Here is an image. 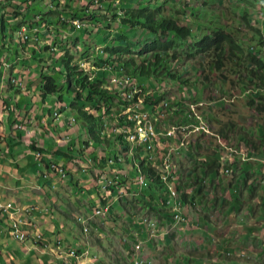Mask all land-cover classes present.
I'll use <instances>...</instances> for the list:
<instances>
[{
  "label": "rangeland",
  "instance_id": "rangeland-1",
  "mask_svg": "<svg viewBox=\"0 0 264 264\" xmlns=\"http://www.w3.org/2000/svg\"><path fill=\"white\" fill-rule=\"evenodd\" d=\"M5 1L6 0H0V60L2 62L7 60L9 64L12 65L11 68H8V70L5 71V82H8L11 70L14 71L15 78H19L20 76H22L25 77L26 80L30 79L32 75L34 76V79L39 78V81L42 78V75H53L58 80L59 87L61 89L59 95L61 94L63 97L65 109H68V106L70 105V100L72 98L70 96V93L72 95L74 93L73 91H69L65 67H63L60 62L55 61L57 56L61 54L62 51L58 53L37 52V58H42L43 60L47 61V63L41 62L38 59L34 58L32 49L33 46L25 47L27 48V52H24L23 49L20 48V39L18 37V27L23 26V19L26 21V23L31 19L40 22L37 18H35V15L37 17L39 15H44L45 19L50 22V25L53 28L51 30L54 33L55 37H57V39L65 38L64 42L65 44H67V46L69 45L68 48L70 54H72L77 61H79V59L82 57L81 59H85L87 63L91 64L94 70H98V67L95 65L97 47H102L104 49L107 45L113 47L119 44L130 42L132 46V53H128L129 55H127L126 58L135 57L136 61H139L140 58L147 57L148 60H150V58L152 57V53L147 50V46L157 39L163 37V34H157L153 30H147L140 26H135V28H131L129 25L123 28L121 27L119 21L120 18L124 15L122 11L124 9L122 8H126L130 3H135V5H137L139 0H100L99 4H103L102 7L94 5V7L98 6L100 9H109L108 7H110L111 5L112 11H114V9L116 8L119 12H121V15H119L117 21L115 22L112 21V14L108 15L110 20L106 21H111V26L108 29H106V21L100 18H105L102 15V10L93 9L94 7L92 8L93 12L98 11L97 15H99L97 17L98 21L93 20L95 24L94 27H92L89 23V21L91 20L89 16H84L80 11V9L82 8L89 7L92 3L91 0H29L32 2V4H30V7L26 5L27 8L23 10V15H16V18L12 12L13 9H15L14 6H16V4H20L19 0H12L10 2V6L8 8L6 7L7 9L2 5V3L6 4ZM143 1L145 5L149 7L151 6L153 9H156L158 7V15H164L166 17L168 16L173 18L176 17L178 18L180 24L190 25L193 29V37L189 38L188 42L193 41V39L198 40L202 36L209 33L211 34L219 27H221V30L230 32L236 42L241 44L243 54L240 52H238L237 54L239 56H244L239 58L238 56L234 55L227 60L225 59L226 65L222 69L211 67V62L215 60V54L213 51H208L204 55H194L195 57L185 56V58L187 59H183L180 61L167 60L163 62V68H166L167 70L180 75L182 78H189L191 81V85H185L176 80H171L168 78L163 79L162 77L154 75H152L151 78H148L147 76H140L138 75V73L135 74L133 78H138L140 86L142 84L145 87L148 85V88L145 89L158 91L164 88L163 91L161 90V93H164L166 95L165 100L170 102L169 107L165 109L162 105H159L157 112L153 110L154 108L152 105L148 104L144 105V109H147V111L156 115H161L162 113L164 115L169 114L167 122H169V119L174 122V120H176V117H178V119H187V111H185L187 108H185L184 106H180V104L187 103L192 98V96L196 97L197 99L216 101L211 107H207V119L212 128V131L216 134H220L222 137V141L224 142L228 141L226 139L229 138L230 141L228 142V145H231L234 148L237 147V145L235 144H238L240 142H253L255 150H252L251 153H246L247 156H245V159L242 154H237V156H239L240 158V163L256 165L257 162H260L261 159H264V153L261 152V149L264 147V112L258 113L254 110L252 105H250V101L258 99L259 94L256 92V89H254L255 87H258V85H254V88H252L253 85H249L250 82H253L254 80L251 75V70L252 68H254V65L250 62L248 57L250 51L256 52L259 56L264 57V45L259 51V41H252V37L257 39L260 38V33H258L257 31L258 28L261 32V35L264 36V0ZM20 2L22 3V6L25 7V3L23 4L24 0H20ZM60 2H62L64 5H61ZM66 5H68L70 8H67ZM83 5H86V7H82ZM3 12L5 27H3L2 22ZM245 12L248 13L246 18L243 17ZM74 15H77L79 19L81 18L83 21L87 22V25L80 29H77L71 28L69 26H65L64 28L60 23H57L56 18L59 19V17H62L64 19L71 20ZM121 32H124V35L127 36L126 41L119 42L118 40H116ZM158 33H160V31ZM186 43L180 44L179 48L181 49L178 50H183V48L185 49L187 45ZM3 46L6 47L4 48ZM77 46H79V49H77ZM9 47L11 48L9 49ZM87 50H89V53H95L94 59L87 58L88 56L83 57V53ZM111 76L112 75H110V77ZM2 77H4V75ZM73 82H75V80H73ZM39 85L40 84H38L37 87H39ZM37 87L35 88V93L33 94V92H31L29 97H27V101H29V103L32 105V109H35V112L39 114L42 113L43 115L47 116L49 111H58L61 113L62 117L63 115H67L68 117L72 116L76 118L75 127H72L68 131L72 138L69 141H66L67 145L72 146L77 143L78 145L76 147H79V145H81L80 147H84V143L81 144V142L85 140L91 145L90 148L84 149L85 153L89 154L91 157H101L103 164H106L108 160H114L115 157H117L114 164L115 167L119 170L117 173H119L121 177L127 176L129 180H134L136 182L139 180V176L141 175V171L139 170L140 162L141 160L145 159L147 154L146 152L142 151L140 152V155L143 157L139 158V156L137 155V151L131 149L132 144L125 143L124 146H122L119 143L115 142L114 133L110 132V127L113 125V122L110 121V116L111 114L116 115L119 112L118 107L114 110L112 108L107 111V115L103 118L105 122H108L105 126V129L93 127L96 133H102V139L100 141H97L89 133L90 125L85 122V120L81 117V115L78 114L77 111L69 110V108L67 112H63L62 115L61 109L63 106H61V103H58L57 96H48L44 101L39 96V88ZM217 90L224 92V95H226L228 99V101H226V104H222L221 102H219L221 95L220 93L217 94ZM81 91L84 94L86 93L85 89H82ZM158 92L160 93V91ZM190 92L192 95L190 94ZM10 93L13 97L16 96L15 89L10 90ZM33 96L35 97L33 98ZM115 101L117 102V99H115ZM175 105H177L178 108L182 107V114H179L178 109L174 107ZM59 123H61V121L59 120H55L54 122H52L54 126L58 125L62 129L63 125L61 123L60 126ZM234 129H236L237 133L241 134L243 138H246L245 141L242 137L241 139L237 138V133L236 131L234 132ZM222 132L224 134H221ZM62 134H65V132ZM44 135L45 134H43V136ZM106 135L109 136V139L105 138ZM201 135L195 134L193 136H198L199 139L202 140ZM223 135L226 138H224ZM168 139H172L174 143H177V145L179 143L178 140H174L173 138ZM168 139L167 143H169ZM52 140H54V142L58 144V137L55 134L53 135ZM51 141L50 139L49 141L47 140L49 144ZM204 144V150L212 155H215L218 152L221 154L224 153L225 155L229 152L227 149L224 151L223 145L220 144V141L216 136L207 137V139L204 140ZM187 147L188 144L181 147L182 157L187 154L186 149L192 151V153L194 154L193 149ZM178 148L175 149L173 153L174 160L177 162L178 160L176 159V157L178 158L180 153L178 151ZM201 150L202 149L199 146L198 148H196V151L198 153ZM244 152L247 151L244 149ZM232 154H236V151L234 150ZM199 157L205 156L197 155V159L192 160V165L190 168L193 169V173L191 174V176L189 175L192 180L194 179L200 181L201 178L205 179V176L207 175L205 169H203V164L205 163V161H202V159H199ZM248 158L250 159L248 160ZM59 159L61 160L63 159V157L60 156ZM205 160H207V156L205 157ZM240 163L237 162L239 166L236 167L235 174L238 178L235 177L236 180H234V182H230L228 179V177L234 179L232 170L230 173H226L228 176L226 174H221V179L219 181L224 182L225 180H227L229 181L228 186L230 184L233 185L232 190L236 189L238 191L237 193H234L232 191V194L236 196V201L237 199H240V194L243 195L242 197H245V202L247 204L246 206L253 208L252 213L247 212L245 214H248L250 215V217H252L255 213V207H253L252 205V203H254L255 195L258 194L260 200L264 198V177H262V175L260 174L258 176L255 175V172L251 174L248 167H245L247 168V170H245L241 174H238ZM111 168L112 166H110V169ZM77 173L74 174L75 184L78 183L77 185H79V187H88V185H86V181L90 176L87 173ZM210 175L207 177H211V179H214L213 175ZM69 179H71V177H68L67 180ZM248 181L254 183V185H252V189H248ZM177 183L180 184V187L182 188V184L180 181H172V184L175 188H177ZM136 185L139 189H137L139 194L142 196L143 202L148 200L152 201L154 204L161 205V200L168 198V186L166 187V185L161 184V182L158 180L152 181L146 175H144V183L142 185ZM184 190H181V192H184ZM132 191H134V189ZM60 193L64 201L68 203L70 201L74 205L77 203V198L83 199V197L75 190L71 191V193L68 192L67 197H65V189L62 187L60 189ZM114 196H116V192L115 194H113V197ZM118 196L119 195H117V197ZM194 198V202L197 204V207L203 205L204 200L198 193H195V197L189 194L186 207L185 205H182V212L186 213V208L191 205L190 203ZM212 201L213 202L211 203V205H209V208L207 210L204 209L205 213H208L209 209L214 208L213 206L216 204V200ZM236 203L237 205L235 206L237 207V209L241 204V207L244 206L243 201L241 203ZM262 203V206H259L258 213L259 216L263 217L264 219V201H262ZM125 206L127 207L128 212L131 213L134 218L135 215H142L138 204L135 208V197L133 196V194L130 195V199L127 200V202L118 200L114 207H112V211H115L117 214L122 215L124 218L127 212ZM57 207H59V204H57ZM244 208L242 207V209ZM62 209L68 214H71L72 212L70 210V207L66 204H64V207ZM156 212V207H154L153 214L157 215ZM51 214H53L57 220L64 223V226L60 227L54 233V235L56 237H58V235H63V237L68 239L71 243L75 244L74 249L76 250H88V264H135V257L129 251L127 252L126 245L119 243V239L121 238L119 232H121L124 227H127L125 225L126 223L124 224L123 222L118 220V227L113 228L112 230L110 229L114 225L110 227L109 225H107V228H109V232L107 234H99L97 230L91 231V233L88 234L91 239L87 241L85 240L82 231V225L78 223L77 220H74L73 216L70 219L60 216L58 210H56L55 208L53 209ZM144 215L148 216L149 214L147 213ZM117 218L118 216L115 215V213H110V215L106 217V220L115 223V221L117 222ZM124 220L126 221L125 218ZM200 221L201 226H210V221L207 218L203 217V219ZM238 223H240V221H238ZM6 230L7 231L0 238V241H2L3 239V241H5V245L8 247V250L17 255L15 264L48 263L47 254H42L36 248H30L28 250L27 245H24V243H22L20 240H17L11 233H8V230L12 232L13 229H8V227H6ZM209 230H212V227ZM191 232L192 233L188 235L190 239H193V237H195L194 239H198L201 236L205 240H210L213 244L215 243L214 240L212 241V238L210 237L211 232L209 233V231H206L205 229H203V227L200 228V230L197 227H193L191 228ZM42 233L44 234V232ZM140 243L141 242H138L136 246H134V251L135 248L138 250V252H136L137 250L134 252V255L140 258H149L141 254L142 245ZM246 246L249 247V245ZM137 247H139L140 249H138ZM242 248H244V246ZM242 248H238L239 251L237 250L235 252L236 254L233 258L226 259V263L264 264V253H261V256L257 255V252L260 249L258 245L256 247L252 245V252L247 253H245ZM224 254V252H221L219 254L215 252L214 255L210 256V259L212 257L221 259ZM8 255L9 254L7 253L3 257L0 256V264H11L6 259ZM26 256L28 257L24 260ZM211 262H214L213 259H211L210 261H202L203 264H212ZM187 263L182 262V264Z\"/></svg>",
  "mask_w": 264,
  "mask_h": 264
},
{
  "label": "crops",
  "instance_id": "crops-1",
  "mask_svg": "<svg viewBox=\"0 0 264 264\" xmlns=\"http://www.w3.org/2000/svg\"><path fill=\"white\" fill-rule=\"evenodd\" d=\"M42 24L38 25H41L40 37L43 39L47 30L42 28ZM45 40H47V36ZM62 41L63 39L58 38L52 44L56 43L58 45ZM19 45L24 52H27V48H23L21 43ZM28 45L32 46V44ZM3 47L5 48L6 46ZM11 67L12 65L7 60L4 62L0 60V204L11 203L12 205L10 208L12 214L4 213L0 209V238L7 231L6 227L8 229L11 228L12 215H14L23 221L21 226L26 231L31 234L35 232L41 233L43 236L40 241H35L32 238L21 241L24 245H27V249L36 248L42 254H47V264H63V258L57 254V245L60 242L62 243V248L66 249L67 247L75 248V244L63 237V235H58V237L54 235L60 227L64 226V223L51 214L53 209L58 210L60 216L67 219L73 216L74 220L78 221V218L90 217L101 201L112 205V207L118 200L127 202L131 194L126 198V194H122L118 188L113 187L111 191L104 188L103 179L109 178L121 181L122 190L126 188L133 190L135 188V208L138 204L142 215H135L134 218L125 206L127 211L124 216L125 221L123 216L112 211L111 207L110 213H115L118 216L117 222L113 223L112 221H107L106 218L96 217L90 221V233L97 230L99 234H107L109 232L107 225L109 227L114 225L110 229L112 230L118 227L117 223L119 221L126 223L127 227H124L119 232L121 236L119 243L126 245L127 252L132 253V242L137 243L140 241L143 243L142 254L152 258L153 264H176L177 261H181V263L188 262L187 264H203L202 261H210L211 259L214 261L211 262L212 264H227L226 259L233 258L236 254L235 252L239 251L238 248L244 246L242 249L245 253L252 252V245L255 247L259 246L258 256L264 253V219L258 213L259 206H262L264 198L260 200L259 195H255L254 203H252L253 207H255V213L250 217V215L245 213H252L253 208L246 206L245 197H242V194H240V199L236 201V196L232 194V191L234 193L238 191L236 189L232 190V184L228 186L229 181L234 182L236 180L235 177H237L235 169L239 166L237 162L240 163V158L237 154L231 157L229 160L230 166L228 167L233 171L234 179L228 177L229 181L220 182L221 174H225L222 166L218 165V163L220 164L218 159L221 153L218 152L212 155L204 150V140L207 139V136L201 135L202 140L198 136H193L187 140L186 145L188 144V147L193 149L194 154L186 149L187 154L182 157V148L178 149L180 153L178 158L176 157L178 160V162L176 161L177 176L180 180L182 179L181 184L184 186L186 193L194 197L195 193H198L203 198L204 203L202 206L197 207L194 198L190 203L191 205L186 208V213L182 212L185 220L175 223L166 208L161 209L160 206L152 201L146 200L143 202L137 185L134 184L133 180L123 179L117 173L119 170L114 164L111 165L109 161L103 164L101 157H91L85 153L84 149L91 147L87 141L83 140L81 142V144L84 143V147H80L81 145L76 147L77 143L72 146L67 145L66 141L72 138L68 131L76 125V121L70 125L72 116L63 115V112H67L68 109H65V105H61L63 106L61 109L63 117L60 112L58 116L55 115V112L58 111H49L47 116L35 112V109H32V105L27 101V97H29L31 92L35 93V88L40 84L41 79L40 81L39 78L34 79L32 75L30 79L26 80L25 77L20 76L16 78L24 82V86L20 87L18 84L11 82V79L15 78L14 71L11 70L10 78L8 82H5V71ZM3 75L4 77H2ZM13 89L16 91L15 97L10 93V90ZM55 120L61 121L62 129L58 125L54 126L52 124ZM61 123H59L60 126ZM64 132L65 134H62ZM43 134L45 135L43 136ZM54 134L58 137V144L52 140ZM236 135L238 139L243 138L241 134L237 133ZM49 139L50 141L52 140L50 144L47 142ZM226 140H228L225 141L228 144L230 139ZM168 141L169 144H174L172 139H168ZM235 145H237L235 148L243 149L244 143L240 142ZM198 146L202 149L199 153L196 151ZM37 151L42 153L41 157H37ZM197 155L207 156V160H205V157H199V159L205 161L203 169H205L207 175L205 179L201 178L196 183L190 177L193 173V169L190 167L192 160L197 159ZM60 156L63 159L60 160ZM245 164L240 163L238 174L247 170L245 167H248L251 174L255 172V175L258 176L260 174L264 177V159H261L256 165ZM110 166H112L111 169ZM77 172L81 174L87 173L90 176L86 181L88 187H79L78 183L75 184L74 174ZM210 174L213 175L214 179L207 177ZM68 177H71V179L67 180ZM247 184L248 189H252L254 183L248 181ZM62 187L65 189V197H67L68 192L71 193V191L75 190L83 199L77 198L75 205L70 201L69 203L64 201L60 193ZM115 192L116 196L113 197ZM117 195L119 196L117 197ZM212 200H216L214 208L209 209L208 213H205L204 209L207 210L209 208V205L213 202ZM242 201L244 203L242 207L246 208L242 209L241 204L237 209L235 206L237 205L236 202L241 203ZM187 202L188 199L184 200L183 206L185 205L186 207ZM57 204H59V207H57ZM64 204L70 207L71 214L62 209ZM154 207H156L157 215L153 214ZM147 213L149 217L159 221L156 236L150 233L146 224L141 223V216H145L144 214ZM203 217L210 221V226H201L200 220ZM193 227H197L199 230L203 227L209 233L211 232L210 237L215 243L213 244L210 240H205L201 236L198 239H194L195 237L190 239L188 235L192 233L191 228ZM211 227L212 230H209ZM8 233H11L10 230H8ZM89 239H91L90 236ZM246 245H249V247ZM215 252L217 254L224 252L225 254L221 259H217V257L210 259V256L214 255ZM7 253L9 254L6 258L7 261L15 264L17 255L8 250L5 241L2 239L0 241V256L3 257ZM88 260L86 258L84 263L88 264ZM81 262L74 260L73 264H82Z\"/></svg>",
  "mask_w": 264,
  "mask_h": 264
},
{
  "label": "trees",
  "instance_id": "trees-1",
  "mask_svg": "<svg viewBox=\"0 0 264 264\" xmlns=\"http://www.w3.org/2000/svg\"><path fill=\"white\" fill-rule=\"evenodd\" d=\"M12 0H6V4L2 3L4 8H8L10 6V2ZM152 1V0H151ZM92 2V3H91ZM91 4L89 7L83 5L80 11L85 16H89L91 19L89 21L90 24L94 25L93 20H97V12H93V9L102 10V15L105 17H100L102 20H110L108 17L109 14H112V21H117L121 12H119L116 8L114 11L111 10V5L108 7L109 9H100L98 6L94 7V0H91ZM16 4L15 9H13V15L16 18V15H23V10L30 7L32 4L29 0H24L23 4L25 3V7L22 6V3ZM61 5H64L60 2ZM1 5V4H0ZM68 8L69 6L66 5ZM94 7V8H93ZM6 8V9H7ZM70 8V7H69ZM93 8V9H92ZM124 10V15L120 18L119 23L121 27H125L129 25L131 28H135V26H140L147 30H153L157 34H163L160 39L152 42L150 45L147 46V50L152 53V57L148 60L147 57L140 58L139 61H136L135 57L126 58L128 53H132L131 51V43L127 42L124 44H119L116 46H109L107 45L104 49L102 54H97L95 58V65L98 67V70H94L92 65L88 66L89 70H84L79 65V61L75 59V57L70 54L69 48L67 44H65L63 39L62 42L58 43V45L52 44L57 37H55L54 33L51 29L52 26L50 22L45 19L44 15H39L38 17L35 15V18L38 19L37 22L35 20H29L27 23L23 19V25L26 27V34L28 38H20V43L23 48L29 46L28 44H32L33 55L34 58H37V52H50V53H58L62 51L56 58V62H60L63 67H65V73L67 76V82L69 85V91H73V95L70 93L72 97L70 100V105L68 106L69 110L77 111L79 115L85 120L87 124H89V133L95 140L100 141L102 133H96L93 127L105 129V126L108 122L104 121V117L107 115V111L115 108H120V104L124 102L125 105L126 101L124 100L121 102L119 100V94L116 89L111 88L108 84V78L111 75L112 71H107L103 67L111 66L113 70L116 68H122L123 70L132 72L133 74H137L140 76H147L148 78L154 76L168 78L171 80L179 81L185 85H191V81L189 78L185 77L182 78L180 75H177L166 68H163V62L165 61H180L187 57H195L194 55H204L208 51H213L215 54V60L211 62V67H215L218 69H222L225 67V59H229L231 57L239 56L237 53L240 52L243 54V49L241 44L237 43L234 39L233 35L230 32H225L221 30L219 27L213 33L206 34L199 38L198 40L189 41V38L193 37V29L190 25L180 24L178 18L176 17H166L164 15H158L157 11L159 8L153 9L151 6H147L144 4L143 0H139L138 4L130 3L129 6L126 8H122ZM161 9V7H160ZM92 11V12H91ZM5 12V11H4ZM4 12L2 13V22L4 26ZM247 12L244 13V18L247 17ZM55 18V17H54ZM78 18L77 15H74L72 19ZM57 23H60L62 27L69 26L74 28V25L70 22L71 20L64 19L62 17L56 18ZM81 19V18H80ZM98 21V20H97ZM101 22V21H100ZM42 24V28L46 29V33L44 34V38L40 37V27ZM21 25V23H20ZM19 26V23H18ZM111 21H106V29L110 28ZM94 27V26H92ZM19 28V27H18ZM160 31V33H158ZM258 33H260V38H253L252 41H259V51L264 45V37L261 35L259 28L257 29ZM47 36V40L45 37ZM127 36L124 35V32H121L118 38L119 42L126 41ZM187 42V43H186ZM186 43V48L183 50L179 48L180 44ZM59 49V50H58ZM89 50L83 53V57L88 56L87 58H93L95 53H89ZM194 52V53H193ZM141 53V52H140ZM143 53V51H142ZM248 59L254 65V68L251 70V75L253 77V82H250V86L254 88V85H258L259 87L264 88V57L259 56L256 52L249 53ZM41 62L47 63V61L43 60L42 58L38 59ZM94 74L91 77V75ZM75 80V82H73ZM136 88V93L140 92L138 85L134 86ZM147 88V87H145ZM85 89L86 93L84 94L81 90ZM61 89L59 87L58 80L53 75H42L40 86H39V96L42 100L45 101V98L48 96H57L58 103L65 105L63 103V97L59 93ZM164 93H157L152 92L149 95H145V104L148 105H156L160 103V101L165 97ZM117 99V102L115 101ZM123 104V105H124ZM250 105L254 108L255 111L264 112V90L259 94L258 101L255 100L250 101ZM117 111V110H116ZM115 111V112H116ZM121 113L118 112L116 115H111L110 121L113 122V125H123L126 123L125 117L120 115ZM109 117V116H108ZM115 117V118H114ZM113 126L110 127V132L114 130ZM223 133V132H222ZM224 134V133H223ZM116 137V135H115ZM106 139H109V136H105ZM122 142V138H119ZM246 138H243L245 141ZM109 141V140H107ZM128 141V140H127ZM117 143V140L115 139ZM129 142V141H128ZM89 143V142H87ZM253 146V142H246L245 141V148L248 151L255 150ZM261 152L264 153V147L261 149ZM117 158V157H115ZM219 165V163H218ZM140 167L146 174L148 178L152 181H162L160 180L159 174V167H156L150 162H145V160H141ZM197 183L198 180H195ZM177 188L180 189L179 185L177 184ZM182 198L184 200L188 199V195L186 193H182ZM227 255V254H226ZM176 264H182L181 261H177ZM238 264V263H237Z\"/></svg>",
  "mask_w": 264,
  "mask_h": 264
},
{
  "label": "bare ground",
  "instance_id": "bare-ground-1",
  "mask_svg": "<svg viewBox=\"0 0 264 264\" xmlns=\"http://www.w3.org/2000/svg\"><path fill=\"white\" fill-rule=\"evenodd\" d=\"M73 25L74 28L80 29L84 27L86 24L84 21L80 19H74L70 21ZM26 29H21L18 31V34L24 38H28L26 34ZM102 52V49H99ZM80 66L84 70H89L88 69V63L85 61H82L80 63ZM93 67V66H92ZM107 71H112L111 66H105L103 67ZM122 70V68L116 69V71ZM124 77L117 78L118 73H113V75L109 78V82L111 85L116 90H121V96L122 97H130V89L129 87H123V85H132V93L135 97H143V87L144 85L142 84L140 86L139 80L137 78H133L132 75L126 73L125 71L122 72ZM94 74H92L93 76ZM92 78V77H90ZM12 82L17 83L18 81L13 78ZM138 85L140 92L136 93V88L134 89V86ZM23 86V85H19ZM150 92H145L144 90V97L146 94H149ZM127 105H123V108H132L133 106L137 105V98H127L126 100ZM164 106H168L169 103L167 101L162 102ZM145 103L142 105L143 108L141 110H132V118L133 119H139V121H133L129 123V126L126 129H121V130H114L115 132L119 133L122 138L128 143L132 144V148L135 151L138 152H146L147 160L152 161L153 159V154H155V145H156V138H155V130H147L145 132V141H144V148L142 144V137L141 136H136L139 133L140 129V122H147L151 118V112L147 111V109H144ZM207 103L205 102V106ZM189 106V113L187 115V119H183L180 122H178L179 125H186L190 127H198V134H204V135H213L212 128L208 122V119L206 117V112H199L198 110V103L196 101H192L188 104ZM154 109L158 108L157 105L153 106ZM153 109V110H154ZM123 116L125 117V120L130 119V112H122ZM55 115L58 116L59 112H55ZM164 115V114H163ZM76 120L75 118H72L70 121V125L74 123ZM168 138H174L175 139V134L174 133H161L158 136V145H167V150H175L177 149V143H167ZM129 142H128V141ZM150 150V151H149ZM152 154V155H151ZM151 155V156H150ZM156 156H159V165H160V178L163 182L164 185H166L167 190H168V198H165L163 200L164 204L168 207L172 208V211L175 208V214L173 215V218L175 221H181L183 219V216L180 212V206H181V199H180V193L177 190V188L174 187L172 184V181L177 180L176 173H177V165L176 162L173 158V154L167 155L164 154V147H156ZM112 162V160H111ZM226 172H230L229 169H225ZM139 182L140 184L144 183V176L143 173L141 172V175L139 176ZM170 186H172V193L170 191ZM104 187H115L120 190L122 194H126L122 188H121V183L118 180H110L106 179V182L104 184ZM121 194V195H122ZM177 201V202H176ZM0 207L3 208L4 210V205L0 204ZM110 211V206L106 205L100 208H97L95 210V215L99 216H106L105 213H108ZM16 218V217H15ZM144 222L148 223V226L152 228V226L156 225V222L150 221L148 218H143ZM12 229H13V235L19 239V240H25L28 236V233H22V238L20 239V231H21V223L19 220H14L12 224ZM84 231L87 232L88 228L85 227ZM155 232V231H152ZM142 245V243H140ZM136 246V245H135ZM58 247H62L61 243L59 242ZM140 249L139 247H137ZM137 249L135 248V251ZM134 248H133V255H134ZM138 252V250L136 251ZM71 254V248H67L63 250V255H60L64 259V264H73L74 260H77V262H81L82 264L85 261V259L81 258V256H73V259H67L66 255ZM88 250L87 251H82L83 257H87ZM59 255V254H58ZM135 264H153V259L151 258H140L138 256H135Z\"/></svg>",
  "mask_w": 264,
  "mask_h": 264
},
{
  "label": "clouds",
  "instance_id": "clouds-1",
  "mask_svg": "<svg viewBox=\"0 0 264 264\" xmlns=\"http://www.w3.org/2000/svg\"><path fill=\"white\" fill-rule=\"evenodd\" d=\"M100 3V0H94V5H99L100 7H102L103 6V4H99ZM51 5H52V3H51ZM264 9V8H263ZM75 19H77V18H75ZM79 19V18H78ZM72 20H74V19H72ZM80 20H82V19H80ZM83 21V20H82ZM85 22V21H84ZM85 24L87 25V22H85ZM91 26H95V24L93 25V24H91ZM21 29H26V27L25 26H21V28H18V31L19 30H21ZM14 33H15V31H14ZM18 37H19V39L20 38H22L21 36H19V34H18ZM264 37V36H263ZM77 49H79V46H77ZM99 49H102V52H103V48L102 47H97V54H102V52H101V50H99ZM82 58V57H81ZM79 59V65H80V63L82 62V61H85V59ZM86 62V61H85ZM87 63V62H86ZM88 65L90 66L91 64H89L88 63ZM81 67V66H80ZM119 68V67H118ZM118 68H116V69H118ZM119 71L120 70H118V71H116V70H112V72H111V75H113V73H119ZM126 73H128V74H130V75H132L133 77H134V75L135 74H133V73H131V72H129V71H126V70H124ZM110 78V77H109ZM109 78H108V84L110 85V87L111 88H114L113 87V85H111L110 84V82H109ZM137 78V77H136ZM13 79V78H12ZM12 79H11V82H12ZM16 79V78H15ZM138 79V78H137ZM17 80V79H16ZM18 82L19 81H21L23 84H24V82L22 81V80H17ZM12 83H14V82H12ZM14 84H17V83H14ZM24 86V85H23ZM20 87H22V86H20ZM147 88H148V85L146 86ZM144 88V90H145V92H150L149 94H151L152 92L154 93V92H157V93H159L158 91H160V93H161V90L163 91L164 90V88H162L161 90H148V89H145V86L143 87ZM115 89V88H114ZM254 89H256V92L258 93V94H260L263 90H264V88H262V87H255ZM248 91H250V90H248ZM217 92V94H219L220 93V95H221V98H220V100H219V102H221L222 104H226V101H228V99H227V97H226V95H224V92H221L220 90H217L216 91ZM119 94V93H118ZM149 94H146V95H149ZM190 94H191V92H190ZM192 95V94H191ZM120 97H121V95L119 94V100L121 101V102H123L121 99H120ZM259 97V96H258ZM168 99V98H167ZM163 101H167V100H165V97L160 101V103H158V104H156L157 106H159V105H162L163 107H164V109L165 108H168L169 107V105L168 106H164V104L162 103ZM192 101H204V102H206L207 103V105L204 107V109H203V111L205 110V112H206V117L208 116V112H207V107L208 106H212L213 105V103L214 102H216V101H207V100H203V99H197L196 97H193L192 96V98L187 102V103H183V104H180V106H184L185 108H187L185 111H187V115H188V111H189V106H188V104L190 103V102H192ZM256 102L258 101V99H256L255 100ZM169 104H170V102L169 101H167ZM123 104H124V102L123 103H121L120 104V108H118V110H119V112L121 113L120 115H123L122 114V111H123ZM146 105V104H145ZM152 106H154V105H152ZM176 109H178V111H179V114H182V107L180 108H178L177 107V105H175L174 106ZM111 115H113L114 116V114H111ZM117 116V115H116ZM167 117V118H166ZM168 117H169V114H166V116H165V118H164V122L165 123H169V122H172V120H170L169 119V122H167V119H168ZM74 118V117H73ZM75 120H76V118H75ZM181 120H183V119H178V117H176V120H174V122H172V123H178V122H180ZM113 126V129L112 130H114V127L115 126H117L116 124L115 125H112ZM236 131V129H234V132ZM113 133H114V136L116 135V137H115V139L117 140V143H119L120 145H122V146H124V144L126 143V144H128L123 138H122V136L119 134V133H117V132H115V131H113ZM236 133H237V131H236ZM221 134H223V133H221ZM193 135H195V134H192L189 138H191ZM196 135H198V134H196ZM201 135V134H200ZM204 135V134H203ZM204 136H207V137H211V136H216V137H218V139H219V141H220V144L221 145H223V148H224V151L227 149L229 152L227 153V154H225V156H227V158L224 160V161H222L221 160V157L224 155V153L223 154H221L220 155V158L218 159V161L220 162V166H222V169H223V173H230L231 172V169L230 168H228L227 166H229L230 164H228V163H230V159H231V157L233 156V154H232V152L235 150L236 151V154H242V156L244 157V159H245V156H247V154L246 153H251L252 151H248L246 148H245V143H244V145H243V149L241 148H233V147H231V146H229L228 144H226V142H224V141H222V137H221V135L220 134H216V133H214L213 132V135H204ZM223 137L225 138V136L223 135ZM119 138H122V140H123V142L119 139ZM189 138L187 139V140H189ZM174 139V138H173ZM174 140H176V139H174ZM187 140H186V142H187ZM262 144V143H261ZM185 145H186V143H185ZM182 146H180L179 147V149L181 148ZM244 149L247 151V152H244ZM220 151V150H219ZM38 152V151H37ZM36 152V153H37ZM137 155L139 156V158H141V157H143V156H141L140 155V152H138L137 151ZM235 155V154H234ZM42 156V155H41ZM40 156V157H41ZM38 157V156H37ZM173 158H174V155H173ZM250 158H248V160H249ZM111 160H112V162H111ZM115 160H116V158L113 160V159H110V160H108L109 161V163L110 164H115ZM119 160V159H118ZM145 162H150V163H152L153 165H155L156 167H159V170H160V163H158V162H152V161H149V160H147V158L145 157ZM176 162V161H175ZM177 165V164H176ZM229 169V171L230 172H226L225 171V169ZM139 170L143 173V176L144 175H146L145 173H144V171L142 170V168L141 167H139ZM177 171H178V168H177ZM159 174H160V171H159ZM176 175H177V173H176ZM123 179H127V176H123L122 177ZM106 179H109V178H104L103 179V183L105 184V182H106ZM110 180H118V179H110ZM160 180H161V178H160ZM119 181V180H118ZM162 181V180H161ZM176 182L177 181H180L181 182V180H179V178H178V176H177V180H175ZM131 182V181H130ZM133 182H134V184H140L139 183V180L136 182V181H134L133 180ZM120 183H121V181H120ZM162 184H163V182H162ZM178 184V183H177ZM122 185V184H121ZM140 185H142V184H140ZM179 185V187H180V184H178ZM184 186H182V188L180 187V189H178L177 188V190L179 191V193H180V199H181V206H180V212H181V214H182V216H183V219L181 220V221H175L174 220V218H173V212H172V208L171 207H168V206H166L165 204H164V202H163V200H161V202H162V204L161 205H158V206H160V208L162 209H164V208H166L168 211H169V213H170V215L172 216V219H173V221L175 222V223H180V222H182V221H184L185 220V216L183 215V213H182V205H183V201H184V199L182 198V193L183 192H181V190L183 191L184 190V188H183ZM105 188V187H104ZM113 187H107V188H105V189H107V190H109V191H111V189H112ZM122 188V187H121ZM123 189V188H122ZM125 193H126V197L128 196V195H130V194H133V196L135 197V188H134V191H132L130 188H126L125 190H123ZM184 193H186V190H184ZM187 194V193H186ZM188 195V194H187ZM1 204H3V205H8V204H11V203H8V204H4V203H1ZM106 205H108V206H110V211L107 213V215L106 216H99V215H95V210L97 209V208H100V207H103V206H106ZM11 207H12V205H11ZM10 207V208H11ZM111 207H112V205H110V204H108V203H106V202H103V201H101L100 203H99V205L94 209V212L91 214V216L90 217H87V218H83V217H81V218H78V223H80L81 225H82V231H83V234H84V237H85V240H90L89 239V236H88V234L90 233V227H91V220H93V219H95L96 217H103V218H106V217H108L109 215H110V212H111ZM10 208L7 210V211H5V210H3V208H1L0 207V209L2 210V212H4V213H9V214H12L11 212H10ZM13 217H15L14 215H12V220L14 221V219H13ZM17 218V217H16ZM143 218H148L150 221H154V222H156V230H155V232H152L151 231V228L148 226V223L147 222H144L143 221ZM144 223V224H146V226H147V228H148V230L150 231V233L153 235V236H156V233L158 232L157 231V225L159 224V221H157L156 219H154V218H151V217H149V216H141V223ZM12 224H13V222H12ZM12 224H11V226H12ZM22 225V224H21ZM22 227V226H21ZM85 227H87L88 228V231L87 232H85L84 231V228ZM10 229H12V227L10 228ZM24 231H26L24 228H22ZM27 233H28V236H27V238L25 239V240H27V239H29V238H32L33 240H35V241H40V240H42L43 239V236L41 235V233H33V234H31L29 231H26ZM11 234L13 235V231L11 232ZM40 234V238H38V235ZM14 236V235H13ZM15 237V236H14ZM16 238V237H15ZM17 239V238H16ZM17 240H19V239H17ZM25 240H20V241H25ZM140 242V241H139ZM131 243V242H130ZM138 243V242H137ZM137 243H133L132 242V246H133V248H134V246L137 244ZM142 243V242H141ZM61 246H62V243H61ZM67 248H70V247H67ZM66 248V249H67ZM133 248H132V255H133ZM142 248H143V243H142ZM57 249H58V245H57ZM72 249H74V248H72ZM62 250H64L63 248H62ZM59 251V250H58ZM78 251H80V252H82V251H87V250H84V249H82V250H78ZM143 251V250H142ZM142 251H141V254H142ZM58 254V253H57ZM88 255H89V251H88V254H87V258H88ZM143 255V254H142ZM134 256V255H133ZM62 257V256H61ZM146 257H149V256H146ZM63 258V257H62ZM96 258V257H95ZM150 258V257H149ZM63 264H64V259H63Z\"/></svg>",
  "mask_w": 264,
  "mask_h": 264
},
{
  "label": "built area",
  "instance_id": "built-area-1",
  "mask_svg": "<svg viewBox=\"0 0 264 264\" xmlns=\"http://www.w3.org/2000/svg\"><path fill=\"white\" fill-rule=\"evenodd\" d=\"M20 36V34H19ZM92 77V75H91ZM124 77L122 70L119 71L118 73V77L117 78H121ZM18 85H24L21 81L18 82ZM123 87H129L130 89V97H120V99L122 101L126 100L127 98H137V105L133 106L132 108H123L122 112H130V119L126 120V123H124L123 125H117L114 127V130H121V129H126L129 126L130 122L133 121H139V119H133L132 118V110H141L142 109V105L145 103L144 100V88H143V97H135L132 93V85H123ZM120 95H121V90H116ZM198 103V110L199 112H205V110L203 111L204 107H205V102L204 101H196ZM158 108L154 109L155 112H157ZM189 113V111H188ZM166 115H163V113L161 115H156V114H152L151 113V118L149 121L147 122H140V129H139V133L136 136H141L142 137V144H143V148H144V141H145V132L147 130H155V138H156V145H155V154H153V159L152 162H158L159 163V156H156V147H164V154L170 155L173 154L175 150H167V145H158V136L161 133H174L175 134V139L178 140V145L177 148L179 146H184L186 143V140L192 135V134H198V127H190V126H186V125H179L178 123H165L164 122V118ZM210 135V133H209ZM179 149V148H178ZM37 156L42 155L41 152H37L36 153ZM227 158V156L223 155L221 157V160L224 161ZM170 191L172 193V186H170ZM177 202V201H176ZM11 207V204L8 205H4V210L7 211L9 208ZM173 215L175 214V208L172 211ZM105 215H107V213H105ZM14 220H19L20 223L22 224L23 221L20 218H15L13 217ZM156 225L152 226L151 231H155L156 229ZM22 233H27L26 231H24L21 227V231H20V236L19 238H22ZM40 234L38 235V238H40ZM58 254L59 255H63V250L62 247H58ZM67 259H73V256H81V258L86 259L87 257H83L82 252L76 250V249H72L71 248V254L70 255H66Z\"/></svg>",
  "mask_w": 264,
  "mask_h": 264
}]
</instances>
